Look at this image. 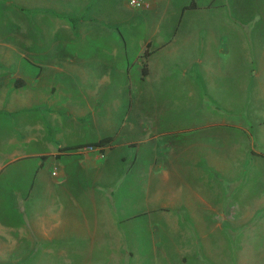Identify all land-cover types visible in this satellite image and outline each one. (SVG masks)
<instances>
[{"label":"crops","instance_id":"0c3cea01","mask_svg":"<svg viewBox=\"0 0 264 264\" xmlns=\"http://www.w3.org/2000/svg\"><path fill=\"white\" fill-rule=\"evenodd\" d=\"M40 1H36L40 9L33 7L32 0L26 1L23 8L34 33L29 37L24 58L11 62L7 70L0 68V108L22 113L17 116L22 127H15L7 118L8 125L2 122L0 109L3 124L0 128L9 127L0 134V259L2 256L7 259L16 248V241L21 238L20 224L39 225L41 234L51 236L53 226L59 231L66 217H75L86 210L87 214L83 213L89 218L84 219L83 229L89 238L106 233L111 223L108 210L114 199L127 200L131 207L142 204L169 213L160 217L162 223L170 224L186 223L187 213L181 216L182 209H210L204 215L207 218L204 222L213 218L211 230L229 223L231 216L226 209H264V178L257 180L260 175L255 170L246 172L249 168H244L246 171L239 168L252 162L264 165V140L253 137L247 126L238 122L217 99L216 110L207 103L209 108L195 111L185 101L167 105L159 99L162 94L168 95L167 92L193 95L196 89H211L210 75L216 74L232 87L230 94L244 98L255 95L264 113V58L258 56L252 61V57L244 59L245 56L230 53L238 44L233 32H239V22L230 20L226 28L231 33L218 35L215 46L203 47V55L193 54L189 52L193 48L191 33L195 27L204 32L209 26L182 24V21L188 12L202 9L203 4L195 0L197 6L182 10L191 1L182 0L176 12L168 0L163 14L172 15V23L165 24L170 28L169 36L159 40L156 37L164 25L159 23L161 17L158 22L143 25L140 28L144 36L132 53L135 58L121 62L114 71L112 63L109 65L106 58L102 61L97 56L98 50L81 58L79 39V48L75 49L74 44L72 53L66 56L64 34L73 29L69 30L70 25L64 19L72 14L51 8L52 0ZM136 1L135 6L150 10L161 0ZM206 1V7L224 3ZM48 19L52 24L47 26ZM48 27V32L54 34L40 38L39 33ZM74 32L79 36L80 32L76 29ZM177 35L183 40H178ZM104 44H112L105 47L113 48V43ZM213 48L216 57L210 55ZM146 49L149 53L144 54ZM122 53L127 55L125 51ZM247 63L258 65L249 71V78L236 66ZM136 68L135 75L152 88L128 87V76ZM116 74L125 77L119 89L125 98L121 112L114 119L104 109L113 106L112 85ZM212 94L220 96V93ZM12 118L16 119V115ZM259 118L260 124H264V114ZM99 131L114 135L112 141L103 145L69 146L93 141L100 137ZM15 161L18 163L14 164ZM33 198L46 202L29 213L26 203ZM176 211L177 216H172ZM247 213L244 210L237 222H242ZM171 217H174L172 221ZM188 218L193 224L190 213ZM164 235L154 234L153 240ZM28 249L33 251L30 244Z\"/></svg>","mask_w":264,"mask_h":264},{"label":"rangeland","instance_id":"374dc122","mask_svg":"<svg viewBox=\"0 0 264 264\" xmlns=\"http://www.w3.org/2000/svg\"><path fill=\"white\" fill-rule=\"evenodd\" d=\"M26 1L30 0H0V68L7 70L11 62L21 57L24 58L29 37H33L30 21L23 10L26 8ZM36 1L39 0H32V5L40 9ZM45 1L47 0H42L40 3ZM198 1L203 4L202 9L197 12H188L182 24H207L209 29L202 32V28L195 27L191 33L193 38L190 42L193 43V48L189 50L190 53L203 55V47L215 46L218 35L231 33L227 31L226 24L231 23L230 20H236L241 24L239 32L238 30L233 32L238 44H235L230 53L234 56H245L244 59L252 57V61L258 56L264 58V36H262L264 35V0H216V3H224L214 7L204 6L206 0ZM182 2V0H171L170 8L178 12ZM135 4L130 0H61L58 3L50 1L51 8L72 14L66 15L71 19H64L65 24L70 25L69 30L73 29L64 34L66 56L72 53L74 44L75 49L79 48V39L81 58H87L88 55L98 50L97 56L102 61L106 58L109 65L112 63L111 68L115 71V67L121 62L128 63L135 58L132 53L136 51L138 42L144 36L140 28L143 25L158 22L161 17L159 23L164 25L161 26L156 37L158 40L163 37L167 38L170 28L165 24L172 23V15L168 16L163 12L168 7V0L159 1L150 10L137 7ZM41 5L43 8H49ZM251 13L254 16H249ZM46 24L48 26L52 23L48 19ZM48 29L49 27L39 33L40 38L46 39L54 34L51 31L48 32ZM75 29L80 32L79 36L78 34L75 36V32L73 34ZM198 29L200 31H196ZM176 38L181 39L178 35ZM90 39L99 41V43L93 44ZM105 42L113 43V48H106L105 45L112 44H104ZM123 51L127 55H124ZM210 55L217 56L214 48L211 49ZM222 59L226 60L223 56ZM195 65V67L198 66V64ZM236 66L239 67L240 73H244L249 78V71L255 70L258 65L247 63ZM176 69L180 67L177 66ZM137 71V68L131 70L128 76V87H133L132 89L135 90L141 85L145 88H152L151 84L145 83L146 80L143 81L141 77L135 75ZM210 76L209 80L213 82L211 89L199 88L194 91L196 94L193 95H170L167 92L168 95L162 94L159 99L169 103L167 105L185 101L187 107L192 108L193 111L205 106L209 108V105L216 110L217 99L226 111L229 110L235 115L238 122L247 126L253 137L258 141L259 139L263 141L264 124H260L259 116L264 113L259 107L257 97L252 95L249 99L239 96L238 93V95L230 94L229 89L232 87L227 84V80L220 79L216 74ZM114 78L112 85L114 103L112 108L107 107L104 111L109 110L115 119L122 110L121 103L125 98L119 92L125 77L122 74H116ZM213 92L220 93V96H213ZM139 93L140 96L143 95L142 92ZM148 94L151 95V93ZM106 100L108 101L109 97ZM0 109L3 110L1 112L3 123L8 125L7 118L15 124V127L17 125L22 127V120L17 117L22 114L20 111ZM14 114L16 119L12 118ZM0 125L3 126L1 121ZM8 130L7 126L4 129L0 128V134ZM103 134L102 131L98 132V136ZM256 146L260 147V144L256 143ZM239 168L242 171H246L244 168H249L246 172L255 170L256 175H260L256 178L257 180L264 178L263 164L256 165L252 162L250 165ZM112 201L108 210V218L111 221L107 225L108 230L106 229V233H97L91 239L87 231L83 229L84 219L89 218L83 213L87 214L86 210L75 217H66L59 231L53 226L51 236L41 234L39 225L20 224L21 238L16 241V248L10 251L11 255L7 259L5 256L1 257L0 264H264L263 208L226 209V213L231 216L228 217L229 223H222L211 230V219L213 218L211 217L208 223L204 222L207 220L204 215L210 213V209H182L184 213L181 212V216L187 213L186 223L170 224L161 222L160 216L165 217L169 213H161L159 209H149L142 204L131 207L128 206L130 202L127 200L118 202L114 199ZM45 202L46 199L33 198L26 203V210L29 213L37 211ZM168 210L172 211V209ZM244 210L248 213L242 222H237L241 219ZM189 213L193 224L189 223ZM174 215L177 216V211L172 216ZM173 219L174 217L170 218L171 221ZM14 230L17 231L18 226ZM100 230L98 229V232ZM157 233L165 235L154 241L153 235ZM203 234L207 237L202 236ZM29 244L31 248L33 247V251L28 249Z\"/></svg>","mask_w":264,"mask_h":264},{"label":"trees","instance_id":"16d2710c","mask_svg":"<svg viewBox=\"0 0 264 264\" xmlns=\"http://www.w3.org/2000/svg\"><path fill=\"white\" fill-rule=\"evenodd\" d=\"M194 6H197V3H196V1L195 0H191L189 3H187V4H184L183 6H182V10L184 9V8H186V7H194ZM70 19H71V17H69ZM147 53H149V50L148 49H146L145 51H144V54H147ZM142 72H144L145 73V65H143L142 66ZM113 136L114 135H111V134H107V135H102V136H100L99 138H97V139H95V140H93V141H89V142H86V143H78V144H74V145H69V146H83V145H103V144H105L106 142H111L112 141V139H113Z\"/></svg>","mask_w":264,"mask_h":264},{"label":"built area","instance_id":"2783aa9c","mask_svg":"<svg viewBox=\"0 0 264 264\" xmlns=\"http://www.w3.org/2000/svg\"><path fill=\"white\" fill-rule=\"evenodd\" d=\"M131 2H133V3H137V1H136V0H131Z\"/></svg>","mask_w":264,"mask_h":264}]
</instances>
